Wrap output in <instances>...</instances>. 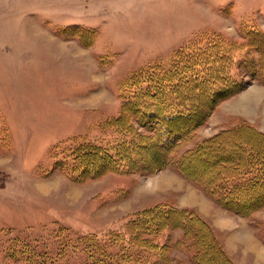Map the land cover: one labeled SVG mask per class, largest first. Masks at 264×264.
Instances as JSON below:
<instances>
[{"label":"rangeland","instance_id":"374dc122","mask_svg":"<svg viewBox=\"0 0 264 264\" xmlns=\"http://www.w3.org/2000/svg\"><path fill=\"white\" fill-rule=\"evenodd\" d=\"M251 31L264 41V0H0V264H92L97 251L114 264L121 256L120 264H195V227L144 235L157 250L126 248L131 219L156 206L192 210L232 264H264V208L250 217L224 209L154 146L131 169L85 180L69 172L84 145L123 154L134 137L114 123L126 105L208 40L229 58L219 79L231 95L191 140L170 147L169 159L241 124L264 134V73ZM235 45L249 48L228 53ZM131 126L148 135L134 118ZM198 164L191 174L208 169Z\"/></svg>","mask_w":264,"mask_h":264},{"label":"trees","instance_id":"16d2710c","mask_svg":"<svg viewBox=\"0 0 264 264\" xmlns=\"http://www.w3.org/2000/svg\"><path fill=\"white\" fill-rule=\"evenodd\" d=\"M247 36L248 46L258 49L260 72L264 73V51L261 46H264V41H258L259 35L253 31L247 32ZM203 45L181 53L183 55L175 59L168 72L148 78L153 82L152 86L149 81L142 94L134 97L129 107L126 105L121 117L114 123L124 133L128 132V135L134 137V141L124 147L123 154L113 156L108 151L89 145L72 152L69 172L75 180L94 179L105 172H116L120 167L131 169L142 159L148 162L147 159L153 156L149 153L152 151L150 149L154 146L162 155L167 154L165 165L174 163L184 179L199 186L208 198L224 209L241 217H250L264 208V134L250 125L241 124L223 130L201 140L178 159H169L167 152L170 147L179 148L182 146L180 144L191 140L194 129L205 121L219 98L231 95L229 83L219 79L222 70L228 68L226 60L229 58L216 41L208 40ZM247 47L235 45L228 53H246ZM250 60L248 58L246 64L249 66V74L254 76L257 68L250 66L255 64ZM221 63H225V66L221 67ZM132 80L134 82L131 85H139V78ZM131 118L137 120L141 129L148 132L146 137L130 131L133 128ZM139 154L144 156L140 159ZM194 164L207 166L208 169H203L199 175L191 174L190 168ZM131 220L128 225L131 238L127 249L136 247L157 250L149 239L143 238L144 235L150 232L155 234L165 228H180L189 233L195 227L191 243L195 251L192 261L195 264H232L209 230V225L192 210L156 206L140 212ZM84 242L89 245L94 241L92 238H84ZM97 252L100 253V260L93 258L92 264H114L108 255ZM119 259L120 263L126 262L122 256ZM41 264L49 263L42 260Z\"/></svg>","mask_w":264,"mask_h":264}]
</instances>
